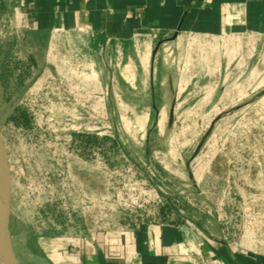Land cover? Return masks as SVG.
<instances>
[{"label": "rangeland", "instance_id": "obj_1", "mask_svg": "<svg viewBox=\"0 0 264 264\" xmlns=\"http://www.w3.org/2000/svg\"><path fill=\"white\" fill-rule=\"evenodd\" d=\"M96 39L58 32L32 46L0 0V131L19 264L42 239L148 221L218 228L264 250V83L251 80L264 69V35L178 32L159 48ZM32 55L52 70L20 96Z\"/></svg>", "mask_w": 264, "mask_h": 264}, {"label": "crops", "instance_id": "obj_2", "mask_svg": "<svg viewBox=\"0 0 264 264\" xmlns=\"http://www.w3.org/2000/svg\"><path fill=\"white\" fill-rule=\"evenodd\" d=\"M5 1L13 27L39 48H46L50 34L62 29H87L97 37L96 48L106 38L144 40L147 47L175 32L264 35V0ZM34 57L39 65L35 70L42 73L30 92L41 89L52 70L49 57L44 66ZM251 80L262 85L264 69ZM39 243L41 252L28 249L30 257L20 264H264V250L225 239L218 228L206 233L186 222L148 221Z\"/></svg>", "mask_w": 264, "mask_h": 264}, {"label": "water", "instance_id": "obj_3", "mask_svg": "<svg viewBox=\"0 0 264 264\" xmlns=\"http://www.w3.org/2000/svg\"><path fill=\"white\" fill-rule=\"evenodd\" d=\"M177 33L178 32H175L172 38H175ZM159 46L160 42L157 45V48H159ZM31 59L35 66L38 67L35 57L31 56ZM40 75L41 72L39 71L27 84L23 86L20 91V96L24 95L35 84ZM11 193V167L0 131V264H19L13 248L10 230Z\"/></svg>", "mask_w": 264, "mask_h": 264}, {"label": "built area", "instance_id": "obj_4", "mask_svg": "<svg viewBox=\"0 0 264 264\" xmlns=\"http://www.w3.org/2000/svg\"><path fill=\"white\" fill-rule=\"evenodd\" d=\"M68 31H71V30H65V29H62L60 31H54L53 33H58V32H68ZM77 32L81 33V32H85V33H89V31L87 29H82V30H78ZM236 34H240V33H236ZM241 34H246V33H241ZM250 34V33H249ZM203 35H208V36H217V35H210V34H203ZM234 35V34H232ZM230 36V35H229ZM219 37V36H218ZM220 37H225V36H220ZM77 53L79 54L78 56V60L80 61V58H81V48L77 46ZM74 95V99L77 100V98L79 97ZM80 99V98H79ZM76 114H80V111L76 110ZM225 239H227V237H224Z\"/></svg>", "mask_w": 264, "mask_h": 264}, {"label": "flooded vegetation", "instance_id": "obj_5", "mask_svg": "<svg viewBox=\"0 0 264 264\" xmlns=\"http://www.w3.org/2000/svg\"><path fill=\"white\" fill-rule=\"evenodd\" d=\"M31 60H32V59H31ZM32 64H33V66H32V67H36L33 61H32ZM36 68H37V70H38V68H39V65H38V67H36ZM40 72H41V71H40ZM37 73H38V72H36V73L34 74V76H35ZM41 73H42V72H41ZM34 76H33V77H34ZM40 76H41V75H40ZM33 77H32V78H33ZM38 79H39V78H38ZM38 79H37V80H38ZM35 83H36V82H35ZM23 86H24V85H23Z\"/></svg>", "mask_w": 264, "mask_h": 264}]
</instances>
